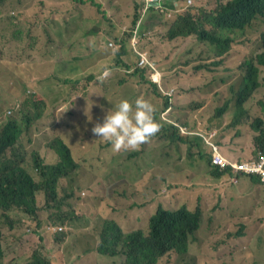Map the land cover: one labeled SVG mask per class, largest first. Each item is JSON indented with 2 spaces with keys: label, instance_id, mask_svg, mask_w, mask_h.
Returning <instances> with one entry per match:
<instances>
[{
  "label": "rangeland",
  "instance_id": "374dc122",
  "mask_svg": "<svg viewBox=\"0 0 264 264\" xmlns=\"http://www.w3.org/2000/svg\"><path fill=\"white\" fill-rule=\"evenodd\" d=\"M83 1L81 4L77 0H7L10 13L18 12L20 16L7 20L3 12L0 18V128L10 118L20 120L24 115L31 118L29 128L24 129L29 132L23 136V140H36L27 148L25 159L29 167L32 154L46 149L44 142L55 144L62 139L71 147L69 139L60 134L66 125L74 129L87 128L84 134L89 138L87 155L75 149L74 157L80 161L81 168L74 172L71 179L58 186L56 196L47 197L42 190L36 192L41 218H29L17 211L3 214L0 210L3 264H26L38 248L45 252L52 264H124L123 257L112 259L96 252L99 244L98 220H114L125 233L146 230L149 218L159 206L168 210L186 206L193 210L199 203L203 209L209 204H218L219 190L224 182H227V195H241V190H246L243 181L237 186L232 185L228 175L219 180L202 176L208 172L200 153L206 154L210 148L205 143L198 145V138L191 134L179 133V136L188 138L187 144H169V131L160 122L163 116L189 130L199 128L204 132L210 128L215 132L210 142L216 143L221 154L227 158L233 157L227 156L223 147L241 135L236 140L241 143L240 149L251 154V159L257 157L256 151L252 150V123L258 117L264 119L262 65L255 63L261 84L247 103L249 118L239 131L232 130L229 125L235 114L233 90L239 87L241 79L239 65L260 53L261 45H258L257 37L264 33V23L251 31L245 45L235 44L229 55L223 56L221 65L212 66L217 59L208 43L200 42L196 36L168 38L174 14L171 18L146 14L139 26L142 46L164 70L159 72L167 94L155 98L149 93L151 88L124 72L123 64H131L127 41L126 54L120 58L122 63H118L117 50H108L104 54L98 50L106 60L104 64L98 65L97 61L93 62L95 59L86 60L84 62L91 64L81 66L78 72L72 74L60 65L67 55L68 41L80 42L85 58L89 54V44L101 37L104 42L112 41L119 48V41L125 39L127 31L133 26L135 4L140 0ZM90 1L101 4L104 15L91 6ZM178 1L184 5L186 0ZM210 1L213 4L214 0ZM198 6L196 0L192 9H201ZM29 44L32 45L31 50L27 48ZM129 48L132 51L131 42ZM109 66L114 80L110 85H101L95 79L100 71ZM90 76H93L91 80ZM75 80L78 81L76 84L73 83ZM204 86L207 88L200 93L203 98L193 100L190 97L192 92H199ZM185 90H189L190 95H183ZM127 91L142 95L155 106V119L161 130L139 150L124 152L130 156H114L116 152L112 145L106 147L103 153V144L109 142L93 135L91 129L96 123L102 124L109 110L121 100L129 99L124 95ZM175 93L177 96L171 98ZM168 98L175 107L178 103L189 102L186 107L179 105L181 109L167 115L161 111ZM36 99L42 102L36 103ZM72 99L77 103L80 101V105L69 108ZM226 102L229 103L228 110L221 117H216V110ZM71 112L78 115V121L71 120ZM48 153H43L42 157ZM88 159L95 167L90 173L84 171L89 168ZM43 160L51 162L47 157ZM133 166L137 168L136 172L132 171ZM32 174L39 181V175L34 171ZM63 188L68 192L74 191L77 200L73 201L74 207L67 200L58 212L54 205L64 199ZM97 208L98 212L93 215ZM58 216L63 217L62 222L57 220ZM221 216L219 221H203V210L201 226L196 239L189 244L188 252L183 256L170 253L158 264H264V221L261 212L257 220L247 221L230 218L225 211ZM69 218L74 221L70 225L77 227L69 228ZM42 222H45V227L40 225ZM241 226L243 236L233 237ZM57 228L64 230L60 233ZM53 231L56 234H52ZM74 233H78L80 243L77 240L76 246L71 248L73 239L70 237ZM60 237L63 238L61 245L69 244L70 247L64 250L63 256V248L55 243Z\"/></svg>",
  "mask_w": 264,
  "mask_h": 264
},
{
  "label": "trees",
  "instance_id": "16d2710c",
  "mask_svg": "<svg viewBox=\"0 0 264 264\" xmlns=\"http://www.w3.org/2000/svg\"><path fill=\"white\" fill-rule=\"evenodd\" d=\"M77 1L81 4L84 3L83 0ZM195 2L196 0H192V4H188L186 0L184 5H182L178 0H162L159 7H148L143 9L144 2L143 0H140L137 4H135V17L132 22L133 26L129 31H127L125 39L119 41V48L115 45L109 47V42H104L101 37L95 43L89 44V54L88 57L85 58L82 44L80 42L74 43L72 41H68L67 48L65 50L67 55L63 58L60 65L66 67L68 73L72 74L78 72L81 66L91 64L90 62H84L86 60L92 61L95 59L93 62L97 61L98 65L104 64L106 60H104V56L100 55L101 53H99L100 51L98 50H101L103 54L108 50H117L116 54L119 58L118 63H122L120 58L126 54L125 42L127 41V51L130 53L129 56L131 58V64H123L124 72L126 74H131L130 77H134L137 80L142 81V83H144L148 88H151V90H149L151 96H154L155 98L163 97L158 93L157 80L154 79L153 70L148 67H139L137 55L134 51H130L129 48V43L133 37V30L136 27L137 20L141 15L149 13L164 15V12H171L174 14L175 20L167 33L168 38L173 40L175 38L196 36L200 42L208 43L210 45L211 52L217 59L216 62L212 63V66L221 65L223 63V56H228L230 49L235 44L241 46L245 45L249 40V34L251 31L256 29L259 24L264 23V0H214L213 4L210 0H198V7L201 9L197 7L192 9L195 6ZM90 3L91 6L95 7L99 13L104 15V9L101 4L96 3L95 1H90ZM175 4L178 6L176 7ZM3 12L5 13V16H7V20L20 16L18 12L14 14L10 13L7 0H0V18H2ZM91 36L93 37L95 35ZM257 38L258 45H261L260 53L257 54L254 59L249 61L245 60L239 65L240 70H238V72L241 76L240 84L237 89L233 90L235 114L230 122L229 128L236 131L241 130L249 118L250 110L247 103L261 84V81H259L258 78L259 69L255 63L262 65L264 69V33L259 34ZM258 45L255 43V46L259 48L260 46ZM140 46L143 48L142 36ZM27 48L28 50H31L32 45L29 44ZM241 48L244 49V47ZM153 65L156 70L164 72L158 63ZM110 69L111 67L109 66L106 70L100 71L95 80L101 85L112 84L111 80H114L112 79L113 70ZM104 74H106V77H103ZM92 78L93 76H90L89 80ZM77 82V80L73 81L74 84ZM164 82L168 87L165 76ZM178 82L179 81H177V84ZM193 82L195 83V79ZM206 87L207 86L202 87L199 92L193 91L191 95L189 94V90H185L183 95H190V97L195 101L201 100L202 97L200 96V93ZM173 88L176 90L175 87ZM186 89H188V86ZM124 95H127L129 98L127 100L133 103V105L135 104L137 98L143 97L133 91H127ZM174 96H177V93H175L171 98ZM171 98H168V100L165 101L164 109L161 111L167 113V115L169 113H173L175 109H181L180 106L186 107L189 102L188 100L184 104L178 103L175 107V104L171 102ZM35 102L41 103L42 100L36 99ZM75 104L80 105V101L77 103L74 99H72L70 101L69 108L75 106ZM190 104L191 103H189V105ZM115 107L112 109H115ZM228 108L229 103H224L222 107H219L216 110V117L224 115ZM69 117L73 121H78V115L74 112L69 113ZM30 124L31 118H29L28 115H24L20 120L15 118L8 119L0 128V210L3 214H7L11 211H17L29 218L38 220V217L41 218L39 215L41 208H39L36 201V192L42 190L46 193L47 197L56 196L58 186L61 185L63 181L71 179L74 172L81 168L82 165L80 161L74 157L75 149L78 148L80 152L87 155V140L89 138L84 134L87 131V128L81 127L77 130L69 125H66V128L63 129L60 134L69 139L71 147L65 144L62 139L57 140L55 144L44 142V144H46V149L41 150L39 154H32V164L29 167L28 162L25 159L27 148L36 140H23V136L29 132L28 130L24 131V129L29 128ZM166 127V130L169 131V144H187L189 142L188 138L185 139L184 137L179 136V131L175 127L169 125ZM252 128L254 130V136L252 139L254 146L253 151H256L258 157L260 152H264V119L261 117L255 119L252 123ZM209 131H211L210 128L206 129V131L202 132V134L207 135ZM69 132L71 133L70 137L68 136ZM240 136L241 135H239L234 141H236ZM197 138L198 145H200V143H205L202 137L199 136ZM110 146V143L103 144L102 152L104 153L106 147ZM45 152L49 153L42 157V154ZM124 152L125 151L116 152L113 155H125ZM213 155L214 152L211 149L207 151L206 154L200 153L201 158L206 163L208 172L202 176L213 180H219L223 175L230 176L231 172L229 170H220L212 165ZM44 157L51 159V162L47 163L46 160L44 162ZM247 159L251 158L248 157L238 161ZM89 160L90 159L86 162ZM88 165L89 168L84 170L85 172L90 173L95 170L91 161H89ZM143 168L144 167L142 166V169ZM136 169L137 168L133 166L132 171L136 172ZM32 171H34L36 175H39V181L42 179L44 180L41 183L35 184L34 182L36 180L34 179ZM257 182L261 183L260 179L256 177L255 183ZM63 189L65 191L64 199L61 203H56V205H54V208H56L58 212H61L62 207L65 205L67 200L72 207L75 206L73 201L77 200L74 191L68 192L66 188ZM201 194H203V191ZM259 196L261 200H264L261 194H259ZM69 203H67V205ZM98 210L99 208L95 209L93 215H95ZM193 210L194 211H190L186 208V206H181L180 208L171 211L159 206L157 207L156 212L149 218L146 230L137 229L127 233L122 230L116 221L100 219L97 221L99 244L96 248V252L103 257L112 259L123 257L125 260L124 264H158L164 256L170 253L183 256L187 253L189 242L195 239V234L201 226L202 208L197 206ZM63 212H65V210ZM261 214L264 221V201H262L261 205ZM57 220L62 222L63 217L58 216ZM68 220L69 228L77 227L75 224L70 225V222H74L71 218ZM86 220L89 222L87 218ZM219 220L220 219L218 218H214V221ZM40 225H43L44 227L46 226L45 222H42ZM48 225H50V227L54 226L52 224ZM50 229L52 230V228ZM63 230L64 229L62 228L60 233H62ZM242 230L241 226L239 231L232 236L242 237ZM52 234H56V232L53 231ZM70 238L73 239V241H71V248H73L76 246L78 233H74ZM62 242V237L55 240V243L59 244V246L63 248L61 256H63L66 248H70L69 244L61 245ZM78 243H80L79 240ZM3 259L4 252L2 249V232L0 230V264H3ZM26 264H52V261L45 256V252L43 250L38 248L33 252L32 257Z\"/></svg>",
  "mask_w": 264,
  "mask_h": 264
},
{
  "label": "clouds",
  "instance_id": "9594fccd",
  "mask_svg": "<svg viewBox=\"0 0 264 264\" xmlns=\"http://www.w3.org/2000/svg\"><path fill=\"white\" fill-rule=\"evenodd\" d=\"M145 15L146 14L141 15L137 20V25H136V27L138 26L137 34L134 33L136 27L133 30V37L131 39L132 51H134V48H136L140 51L148 53L151 63L157 64L156 63L157 61L152 57V55L140 46L142 32L141 33L139 32V26ZM135 37L138 39V43L135 46H133L132 41ZM155 113H156L155 106L149 100L143 97L137 98L134 105L133 103L129 102L127 99H123L118 103V105H116L115 109H112L107 113V115L104 117L103 123L102 124L96 123L95 126L91 129V131L93 135L99 137L100 139L106 142H109L112 145L113 151L115 152L136 151L139 150L141 145L149 143L152 140V138L155 137L160 132L161 126L155 119ZM169 120L176 123L171 119ZM160 121L165 126L167 125L173 126L179 131V129L176 126L165 122L162 118L160 119ZM192 130L195 131V129ZM68 136L69 137L71 136L70 132ZM231 176L232 175L229 176L230 181H231ZM190 211H194V210H190ZM195 239H196V234H195ZM191 242H189V244Z\"/></svg>",
  "mask_w": 264,
  "mask_h": 264
},
{
  "label": "built area",
  "instance_id": "2783aa9c",
  "mask_svg": "<svg viewBox=\"0 0 264 264\" xmlns=\"http://www.w3.org/2000/svg\"><path fill=\"white\" fill-rule=\"evenodd\" d=\"M162 0H143L144 7L143 9H146L148 7H159ZM152 3H157L152 5ZM188 4H192V0H187ZM176 7L178 6L175 4ZM164 15L167 18L172 17L171 12H164ZM138 26L134 30V33L137 34ZM138 43V39L135 37L132 41L133 46H135ZM114 44L112 41H109L108 46L112 47ZM134 53L137 55L138 58V66L139 67H148L154 72V79L157 80V88L158 93L161 96H166L165 89L162 84V75L158 70L155 69L154 65L151 63L150 57L148 53L140 51L136 48H134ZM103 77H106V74L103 75ZM172 91V90H171ZM170 96V95H169ZM168 96V97H169ZM162 119L170 123L174 126H176L181 134L184 135H195L197 137H202L204 139L205 144L214 152V155L212 157V165L217 167L220 170H229L231 172V181L233 184H238L239 182V176H254L260 179V181L264 184V152H260L258 157L243 160V161H237L234 159H229L225 157L221 152L219 151V147L216 143H211L210 138L215 136V132L209 131L207 135H203L202 131H193L192 129L189 130L188 127H180L178 124L170 121L169 119H165L163 116ZM62 228H57L58 231H60Z\"/></svg>",
  "mask_w": 264,
  "mask_h": 264
},
{
  "label": "crops",
  "instance_id": "0c3cea01",
  "mask_svg": "<svg viewBox=\"0 0 264 264\" xmlns=\"http://www.w3.org/2000/svg\"><path fill=\"white\" fill-rule=\"evenodd\" d=\"M197 130L201 129L196 128L195 131ZM253 136L254 132L252 133V139ZM240 144L241 143L239 140L233 141L230 145L225 144V146L223 147V151L227 156L233 157L232 159L236 160H242L244 158L250 157L251 154L248 155L240 149ZM241 181H243V184L246 188V190H241V195H235L233 193L227 195V189H225L227 186V182H224V186H221L219 190V203L209 204L207 207L205 206V208L202 209V211L204 210L205 212L203 221L205 220L207 222H211L214 221V218L221 219V213L224 211L230 215V218L233 219H244L246 221L249 219L257 220V215L259 214V212H261L262 201H264L261 200L259 196V194H261L264 199V185L261 184V181V183H255L256 177L254 176H239L238 184H233L231 183V181L230 183L237 186ZM199 206L202 208V205L200 203Z\"/></svg>",
  "mask_w": 264,
  "mask_h": 264
},
{
  "label": "water",
  "instance_id": "95a60500",
  "mask_svg": "<svg viewBox=\"0 0 264 264\" xmlns=\"http://www.w3.org/2000/svg\"><path fill=\"white\" fill-rule=\"evenodd\" d=\"M154 4H157V3H152V5H154Z\"/></svg>",
  "mask_w": 264,
  "mask_h": 264
}]
</instances>
